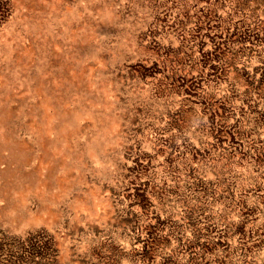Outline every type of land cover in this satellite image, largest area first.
I'll return each instance as SVG.
<instances>
[{
	"label": "rangeland",
	"instance_id": "rangeland-1",
	"mask_svg": "<svg viewBox=\"0 0 264 264\" xmlns=\"http://www.w3.org/2000/svg\"><path fill=\"white\" fill-rule=\"evenodd\" d=\"M146 1L0 0V264H264V0Z\"/></svg>",
	"mask_w": 264,
	"mask_h": 264
},
{
	"label": "bare ground",
	"instance_id": "bare-ground-1",
	"mask_svg": "<svg viewBox=\"0 0 264 264\" xmlns=\"http://www.w3.org/2000/svg\"><path fill=\"white\" fill-rule=\"evenodd\" d=\"M16 10V15H12L13 18H22L23 17V12L22 10L19 8V6L17 5ZM10 22V20H9ZM42 86L39 85V95H41V105L39 106V113L41 114V121L38 122L37 119H34V123L36 124V128H35V132L33 133V138L30 137L28 139V142H23L22 140L19 139V141L17 140L16 142H14L12 145H14L15 143H17L16 147L19 151H24L25 149H29V147L31 148L30 145L35 144L34 143V139L36 141L37 144H39V146L43 147L44 149H47V146H53V149H57V146H59L60 144L64 145V149H63V154L66 155V153L71 154L73 152V148L75 146H78L76 144V138L79 137L85 133V129L88 128L90 125H93L89 120L87 122H85L84 124H81V122H79L78 116H77V111L73 110L69 107H64V105L62 106L61 102H59L58 107H51L50 105H52V102H50L47 97V93H43L42 94ZM54 108V112L59 111V115L61 118L62 123L60 124V126H56L53 127L54 124L52 125V120L53 118V113H49L47 111V109H51ZM14 110L13 107H9V108H3L0 107V111H10V113H12ZM100 109H98L99 111ZM103 111V110H101ZM58 115V116H59ZM10 115H6V116H1L0 117V125L3 127L4 123H6V121H8L10 119ZM110 127V126H109ZM55 128L54 131H56L58 133V137L56 139H51L49 136L52 133L51 131ZM118 131V128H112L110 129V131L114 132ZM118 129V130H116ZM101 140L103 141V143H105L106 141L109 140V137H107L106 133H101L100 134ZM80 139V138H79ZM78 139V140H79ZM2 142L5 143V140L3 141V139L0 138V143ZM96 143H100L99 137L96 139ZM83 146H85L87 149L90 150H95L96 145L93 144L92 140L88 139L86 140V142L82 143ZM99 145V144H98ZM62 183V182H60ZM106 212V211H105Z\"/></svg>",
	"mask_w": 264,
	"mask_h": 264
},
{
	"label": "water",
	"instance_id": "water-1",
	"mask_svg": "<svg viewBox=\"0 0 264 264\" xmlns=\"http://www.w3.org/2000/svg\"><path fill=\"white\" fill-rule=\"evenodd\" d=\"M134 2H136V0H133ZM145 2H147L146 0H144ZM112 7L114 8V6L112 5ZM133 7H135V10H136V12L134 13V18L133 19H135L136 17H138V16H136L137 15V12L139 11V8L140 7H137V4L136 5H134ZM115 9V8H114ZM118 14V13H117ZM121 16V15H120ZM111 36H113V35H111ZM139 45H140V42H139ZM254 55H259V57L261 58V61H263L262 63L264 64V50L262 51V50H260V51H258V52H254V51H248V52H246L244 55H242L243 57H245V59L246 58H249L250 56L252 57V56H254ZM140 79L139 78H134L133 77V80H131V82H128V87H126L125 89H124V91H122V93H124V94H127L128 95V97H130L131 96V98H141V102H142V99L144 100H147L148 101V103L152 106V107H155L156 105L157 106H160V107H162V114H163V112H165V109H167L168 108V105H169V102H167L168 100H166V99H161V97L160 98H157V96H156V98H155V96L153 95V92H152V90L151 89H149V88H146V90H144V91H140V93H139V90H138V87H140L139 85H140ZM136 92H137V94H136ZM262 95V94H261ZM149 101H151V103L149 102ZM260 103H262V101L260 102ZM260 103H257V105L255 106V107H258V106H260L261 104ZM254 104V103H253ZM150 106H148V108H149ZM160 119H161V117H160ZM259 123H260V121H259ZM259 123H256L254 126L256 127V126H258L259 125ZM254 124V123H253ZM257 128V127H256ZM185 132H187L188 134H191L190 132H189V129L187 128V130L185 131ZM184 134V133H183ZM186 135V134H185ZM165 203H166V205H169V201H165ZM160 207V206H159ZM1 228V227H0ZM3 232H5V230L3 231V229L0 231V233H3ZM181 248H180V245H178V250H179V253H181V250H180ZM180 255L181 254H179V257H180ZM179 260H180V258H179ZM188 261H189V259H188ZM186 263H187V260H186Z\"/></svg>",
	"mask_w": 264,
	"mask_h": 264
}]
</instances>
